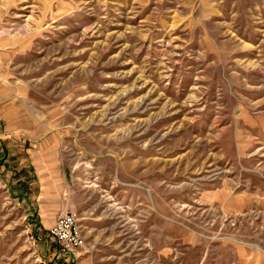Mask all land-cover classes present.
I'll list each match as a JSON object with an SVG mask.
<instances>
[{
	"label": "rangeland",
	"instance_id": "374dc122",
	"mask_svg": "<svg viewBox=\"0 0 264 264\" xmlns=\"http://www.w3.org/2000/svg\"><path fill=\"white\" fill-rule=\"evenodd\" d=\"M17 191L72 264H264V0H0V264H38Z\"/></svg>",
	"mask_w": 264,
	"mask_h": 264
},
{
	"label": "crops",
	"instance_id": "0c3cea01",
	"mask_svg": "<svg viewBox=\"0 0 264 264\" xmlns=\"http://www.w3.org/2000/svg\"><path fill=\"white\" fill-rule=\"evenodd\" d=\"M31 173V170L26 169L25 174L27 176L28 173ZM41 183H42V178L40 177ZM23 184V182L21 183ZM45 185V182H43ZM50 185V184H47ZM16 197L21 199L24 202H30V205H35L33 208H29V210H32V215H35V225L41 230V231H46L48 234L49 238L51 239V244L50 246L53 247V254L52 256H49L51 259H55L59 264H72L75 258H77L78 254L72 255V254H65L63 250L61 249L60 244L56 241V239L50 234L49 229L50 227L55 223L57 219V214L58 210L60 208H57L56 205H49V198L46 194V191L43 193V195H34L32 198L30 195H28L27 191H17ZM48 201H47V200ZM35 200V201H34ZM41 235V233H40ZM86 239V236H85ZM53 240V241H52ZM47 239H44V242H46ZM48 244H46L47 246ZM49 246V247H50Z\"/></svg>",
	"mask_w": 264,
	"mask_h": 264
},
{
	"label": "built area",
	"instance_id": "2783aa9c",
	"mask_svg": "<svg viewBox=\"0 0 264 264\" xmlns=\"http://www.w3.org/2000/svg\"><path fill=\"white\" fill-rule=\"evenodd\" d=\"M50 234L60 244L65 254H78L85 246V234L75 213L62 207L58 210L57 219L49 229ZM38 264H59L55 259H39Z\"/></svg>",
	"mask_w": 264,
	"mask_h": 264
}]
</instances>
